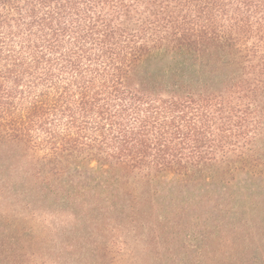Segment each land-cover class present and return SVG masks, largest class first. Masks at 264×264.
<instances>
[{"label":"trees","instance_id":"16d2710c","mask_svg":"<svg viewBox=\"0 0 264 264\" xmlns=\"http://www.w3.org/2000/svg\"><path fill=\"white\" fill-rule=\"evenodd\" d=\"M263 135L264 0H0V264H264V206L227 189ZM105 206L108 244L45 225Z\"/></svg>","mask_w":264,"mask_h":264},{"label":"rangeland","instance_id":"374dc122","mask_svg":"<svg viewBox=\"0 0 264 264\" xmlns=\"http://www.w3.org/2000/svg\"><path fill=\"white\" fill-rule=\"evenodd\" d=\"M182 61V57H176L172 54L145 57L139 61L133 71L135 84L156 91L163 90L165 83L170 81V78L174 76L172 69H175L174 66H176V64L181 65ZM168 69H171V73ZM256 145L257 147H264V135L259 138ZM172 184L174 185L175 182ZM160 185L163 186V184ZM228 186L227 189L230 195L238 196L244 192L246 194L249 193L252 194V200L255 202L258 201V206H264V179L252 180L249 175L238 172L234 174V180ZM258 206L255 207L254 215L258 212V210L256 211ZM77 213V216H75V214L69 216L65 215L67 218L62 220V225L59 221L54 220L53 215H50L51 218H49V221H46V226L49 225L52 229L59 227L60 229L63 228V230H66V235L58 239L57 242L60 240L61 242H68L80 239L78 242L84 243V245L89 247L95 244H108L113 241L110 231L113 227L115 215L111 210H108L107 206H105V211L103 209L100 212H94L90 223L87 221L89 218L88 214L86 215L84 211H78ZM261 213H264V209H261ZM261 213L260 216H262ZM195 231L196 230L191 227L185 229L183 232L180 230L184 236L183 241L186 244L190 243L189 246H192L191 244H196L195 236H198V238H202L203 236ZM78 236L79 238H76ZM98 260L100 259L98 258Z\"/></svg>","mask_w":264,"mask_h":264}]
</instances>
